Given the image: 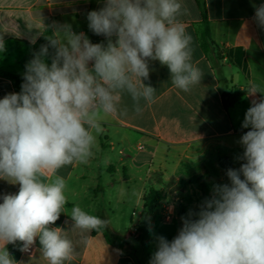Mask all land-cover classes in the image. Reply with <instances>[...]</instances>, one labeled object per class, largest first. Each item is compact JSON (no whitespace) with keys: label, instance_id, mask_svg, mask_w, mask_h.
Instances as JSON below:
<instances>
[{"label":"clouds","instance_id":"9594fccd","mask_svg":"<svg viewBox=\"0 0 264 264\" xmlns=\"http://www.w3.org/2000/svg\"><path fill=\"white\" fill-rule=\"evenodd\" d=\"M187 14L179 0H105L87 19L91 31L108 38L106 46L59 27L26 65L21 92L0 99V179L19 185L17 193L0 196V264H18L8 244L21 242L20 251L27 252L37 238L48 264L74 259L73 242L52 227L67 203L66 181L55 174L89 162L104 119L128 115L123 94L136 115L142 100L155 102L156 89L143 82L151 61L166 66L172 84L184 92L201 83L204 74L192 62L193 37L179 19ZM254 20L264 28V4L256 7ZM49 47L50 65L44 59ZM246 95L253 99L242 124L250 130L239 140L244 163L228 169L230 184L214 186L200 211L189 213L198 218H182L173 240L158 237L149 264H264V88L250 83ZM70 218L82 232L110 223L79 205Z\"/></svg>","mask_w":264,"mask_h":264},{"label":"crops","instance_id":"0c3cea01","mask_svg":"<svg viewBox=\"0 0 264 264\" xmlns=\"http://www.w3.org/2000/svg\"><path fill=\"white\" fill-rule=\"evenodd\" d=\"M179 2L189 9V14L179 19L193 37L192 62L202 70L203 79L190 92H184L172 84L166 66L151 61L150 77L143 82L156 89L155 102L142 100L143 111L136 115L130 96L123 94L121 107L128 109V115L104 119V131L96 134L89 162L67 165L56 172L66 181L67 203L52 227L62 228L75 247L74 259L65 264H149L143 244L152 225L157 222L160 235L171 241L183 226L182 218L198 213L203 205L198 183L179 185L205 171L211 190L214 175L219 181L227 177L217 160L221 154L231 162L244 163L239 140L250 130L242 124L253 99L246 95V89L250 83L264 88V28L254 20L255 9L264 0H204L210 37L216 44L209 53L201 48L206 24L199 1ZM104 4L105 0H0V34L5 43V50L0 52V99L16 93L14 83L23 74L22 59L47 32L70 26L92 43L106 46L108 38L91 31L87 19L89 12L100 10ZM112 40L115 42V37ZM232 90L240 91V98L225 108L224 93ZM260 96L257 93L255 98ZM53 179L49 173L48 182ZM152 187L161 190L162 196L157 215L149 217L145 197ZM18 191V184L0 179V196ZM212 195L211 190L207 198ZM77 205L109 220L106 231L117 245L111 244L102 231L74 228L70 214ZM20 247L21 242L7 245L18 264H48L38 238L32 255Z\"/></svg>","mask_w":264,"mask_h":264},{"label":"trees","instance_id":"16d2710c","mask_svg":"<svg viewBox=\"0 0 264 264\" xmlns=\"http://www.w3.org/2000/svg\"><path fill=\"white\" fill-rule=\"evenodd\" d=\"M199 1V5H200V9H201V13H202V18L204 23L206 24V28L202 34L201 37V48L203 49V51H205V53H209V51L212 48H216V44L212 41L211 37H210V32H209V28L207 25V15H206V7H205V2L204 0H198ZM53 33L51 32H47L45 34H43L33 45H32V49H31V53L30 55L24 57L21 61V65L23 68V74L15 81L14 83V88H15V92L19 93L21 92V85L24 83V75L26 73V65L34 58V56L40 52L41 47L48 45V40L47 37L51 36ZM54 54V49H52L51 47H49V54L48 56L44 57L45 62L48 63L49 65L51 64V58L52 55ZM217 57H221V53L219 51H217ZM237 65H239L238 62ZM241 92L238 90H232L231 92L228 93H224V106L225 108H229L231 106H233L240 98ZM218 163L221 167V169L224 171V173H227L228 169H233L232 165L229 162V158L226 155H219L217 157ZM227 175V174H226ZM203 192H205V188H202ZM161 196H162V191L161 190H157L155 188H150L148 194L145 197V206L147 209L146 215L149 217H154L157 215L158 211H159V207H160V201H161ZM207 200L206 197H204L203 200V204L204 202ZM95 232H97L96 230H93ZM99 231H102L107 240L113 244V245H117V242L115 240H112V238L108 235L106 229H101Z\"/></svg>","mask_w":264,"mask_h":264},{"label":"rangeland","instance_id":"374dc122","mask_svg":"<svg viewBox=\"0 0 264 264\" xmlns=\"http://www.w3.org/2000/svg\"><path fill=\"white\" fill-rule=\"evenodd\" d=\"M229 162L232 165V168L233 169H239L241 167V165H242V162L237 161V160H232V162L231 161H229ZM207 177H208V174L205 173V171H204L203 174H201V175H194V176L190 177L189 180H186V181L182 182L179 186L182 187V186L187 185L188 183L189 184H192V183L196 182V183H198L196 185L197 186V189L200 190L203 193V197H206L207 198L209 191L212 190V192H213L214 186H216V185H223V184H230V180H229L228 177H225L223 181H219L218 180V177L216 175H214L213 176V179L214 180H213L212 183H210L211 190H208L209 188H208V185H207ZM241 178H243V177H241ZM202 188H205L206 191L203 192ZM188 217H189V215H188ZM189 218H191V217H189ZM155 223L156 224H153L152 225V229H151V231L149 233V238L143 244L144 245V247H143L144 250H146V252L148 253L149 260L151 259L153 253L157 250L158 237L161 236L160 235L161 233L158 231V228L156 227L157 222H155ZM118 232L123 236V234H124L123 230H120ZM136 233H137V231H136ZM132 241L133 240H131V242Z\"/></svg>","mask_w":264,"mask_h":264},{"label":"built area","instance_id":"2783aa9c","mask_svg":"<svg viewBox=\"0 0 264 264\" xmlns=\"http://www.w3.org/2000/svg\"><path fill=\"white\" fill-rule=\"evenodd\" d=\"M35 248H36V243L31 247V249L27 252H23L27 255H32L35 252Z\"/></svg>","mask_w":264,"mask_h":264}]
</instances>
